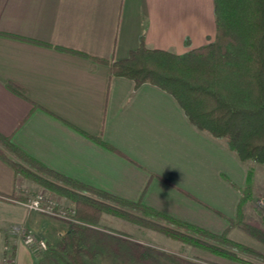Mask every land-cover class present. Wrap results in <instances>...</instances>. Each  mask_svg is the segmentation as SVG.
Returning a JSON list of instances; mask_svg holds the SVG:
<instances>
[{
	"label": "crops",
	"instance_id": "0c3cea01",
	"mask_svg": "<svg viewBox=\"0 0 264 264\" xmlns=\"http://www.w3.org/2000/svg\"><path fill=\"white\" fill-rule=\"evenodd\" d=\"M215 32L214 0H0V133L56 171L221 232L238 214L248 165L170 93L111 77L91 57H125L141 37L180 53ZM39 193L56 211L69 205L0 157V264L35 263L23 229L45 242L65 230L27 206Z\"/></svg>",
	"mask_w": 264,
	"mask_h": 264
},
{
	"label": "trees",
	"instance_id": "16d2710c",
	"mask_svg": "<svg viewBox=\"0 0 264 264\" xmlns=\"http://www.w3.org/2000/svg\"><path fill=\"white\" fill-rule=\"evenodd\" d=\"M214 12V38L184 52L149 47L141 37L140 44L125 57H91L107 64L111 77H127L136 87L151 83L170 93L198 129L224 139L248 165L236 217L228 218L229 225L223 231H211L154 209L141 199H127L56 171L0 133V157L15 173L69 203L67 217H59L67 223L65 230L45 247L35 246L34 264H103L105 260L121 264H228L198 255L192 261L161 245L141 242L101 225L106 214L223 259L257 264L240 256L243 253L264 260L262 250L230 236L232 229L239 228L264 244V222L249 217L246 211L247 203L254 199V165L264 167V0H214ZM8 86L26 96L21 86Z\"/></svg>",
	"mask_w": 264,
	"mask_h": 264
},
{
	"label": "rangeland",
	"instance_id": "374dc122",
	"mask_svg": "<svg viewBox=\"0 0 264 264\" xmlns=\"http://www.w3.org/2000/svg\"><path fill=\"white\" fill-rule=\"evenodd\" d=\"M254 166L256 170L255 177H253V181L255 182V183L253 182L254 183V188H253L254 199L250 200L247 203L246 211L249 217L255 218L259 221L264 222V167L260 164H255ZM63 209L66 210L65 208ZM100 224L103 226H107L108 228H111V229L125 232L129 234L130 236L141 240V242L161 245V247L166 248L170 250L171 252L182 253L185 256H187L189 260H192V261H195L193 257L198 255L199 257H208V258L222 261L228 264H243L240 262L238 263L235 261L223 259L221 257L206 253L198 248H194L188 244H184L183 242L172 239L161 232L147 228L143 225L137 224L135 222H132L120 216H115L113 214H106ZM230 236H232L236 240L253 245L264 252L263 243L257 242L256 240L251 238L249 235H247L244 231H242L239 228L232 229L230 231ZM240 256L248 259L249 261L253 263L264 264V260L258 259L254 256L246 255L243 253H241ZM102 263L103 264H121L120 262L111 261V260H105Z\"/></svg>",
	"mask_w": 264,
	"mask_h": 264
},
{
	"label": "built area",
	"instance_id": "2783aa9c",
	"mask_svg": "<svg viewBox=\"0 0 264 264\" xmlns=\"http://www.w3.org/2000/svg\"><path fill=\"white\" fill-rule=\"evenodd\" d=\"M44 198L45 197L43 193H39L27 203V206L31 209L40 210L58 217H63V218L67 217L66 211L64 209L60 211H56L55 209H53L52 201H48L46 206L42 205V201L44 200ZM22 231L24 234V241L26 243L34 244L35 246L38 247H45L46 242L43 240H37L31 230L23 229Z\"/></svg>",
	"mask_w": 264,
	"mask_h": 264
}]
</instances>
